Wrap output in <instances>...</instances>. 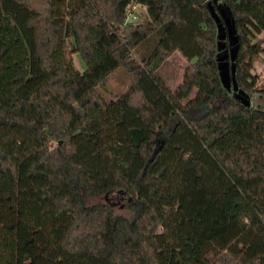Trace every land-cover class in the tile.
<instances>
[{
  "label": "trees",
  "instance_id": "16d2710c",
  "mask_svg": "<svg viewBox=\"0 0 264 264\" xmlns=\"http://www.w3.org/2000/svg\"><path fill=\"white\" fill-rule=\"evenodd\" d=\"M208 2L0 0V264H264V108L225 88ZM219 2L254 94L264 0ZM177 51L172 90L158 69ZM113 192L131 218L87 202Z\"/></svg>",
  "mask_w": 264,
  "mask_h": 264
},
{
  "label": "rangeland",
  "instance_id": "374dc122",
  "mask_svg": "<svg viewBox=\"0 0 264 264\" xmlns=\"http://www.w3.org/2000/svg\"><path fill=\"white\" fill-rule=\"evenodd\" d=\"M209 7L213 16L217 19L220 25L219 36V59H220V74L222 82L226 89L233 95L238 96L243 102L250 104L256 108H264V52L255 60L253 73L257 76V92L251 95L243 93L238 89L235 79V53L237 49V38L234 30V22L232 14L226 5H223L219 0H209ZM145 9L137 8V22H144L146 19ZM262 40L264 47V33L258 34L257 40ZM152 47L147 52H150L158 42V36L154 35L150 40ZM145 50V48L143 49ZM140 56V52L136 53ZM75 68L83 71L85 63L80 57V54H73ZM189 62L180 52H175L168 58L158 69V74L162 77L168 87L176 90L183 81L185 69ZM132 78L124 66L117 68L109 75L103 84L97 86L98 91L103 95L106 101H111L120 97L130 85ZM197 89L191 95L194 98ZM89 204L106 203L110 204L117 214H122L127 218H131L133 213L128 208V196L120 192H113L107 195L90 196L87 198Z\"/></svg>",
  "mask_w": 264,
  "mask_h": 264
},
{
  "label": "built area",
  "instance_id": "2783aa9c",
  "mask_svg": "<svg viewBox=\"0 0 264 264\" xmlns=\"http://www.w3.org/2000/svg\"><path fill=\"white\" fill-rule=\"evenodd\" d=\"M134 8V7H132ZM132 8H130L128 10V13H127V22H136L138 16L132 12Z\"/></svg>",
  "mask_w": 264,
  "mask_h": 264
}]
</instances>
